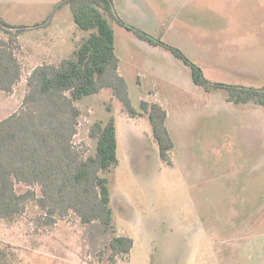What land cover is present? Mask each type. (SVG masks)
<instances>
[{
  "label": "rangeland",
  "instance_id": "1",
  "mask_svg": "<svg viewBox=\"0 0 264 264\" xmlns=\"http://www.w3.org/2000/svg\"><path fill=\"white\" fill-rule=\"evenodd\" d=\"M61 0H0V18L32 27ZM121 20L179 50L206 80L264 86V0H113ZM119 73L131 105L159 103L174 142L172 166L159 159L147 117H130L109 91L75 102L76 143L89 153L94 121L114 119L118 165L104 177L117 235L130 237L129 257L116 264H264V106L236 105L205 92L191 70L161 47L113 24ZM88 33L67 5L44 28L19 36L23 73L11 94L0 93V119L19 112L26 78L42 63L67 58ZM0 32V37H5ZM37 210L0 224L4 264H110L111 234L75 216L35 227Z\"/></svg>",
  "mask_w": 264,
  "mask_h": 264
},
{
  "label": "trees",
  "instance_id": "2",
  "mask_svg": "<svg viewBox=\"0 0 264 264\" xmlns=\"http://www.w3.org/2000/svg\"><path fill=\"white\" fill-rule=\"evenodd\" d=\"M65 5L76 26L88 34L67 58L35 66L26 78L20 111L0 119V224L16 222L30 206L37 210L35 227H51L72 215L82 225L99 222L103 232L112 235L107 261L116 264L129 257L133 240L117 235L103 176L118 165L115 122L110 117L89 124L88 137L95 142L94 152L89 153L86 144L75 142L82 115L75 102L109 91L130 117H147L159 159L168 166L173 164L174 142L166 127L167 113L159 103L141 101L139 110L132 107L127 83L119 73L113 24L169 51L190 68L196 86L208 93L224 91L228 103L264 106V86L258 89L206 80L200 68L179 50L125 24L113 0H61L46 21L32 27L12 26L0 18V32L6 35L0 37V93L11 94L22 78L18 36L28 29L47 27ZM0 258L5 260L4 253Z\"/></svg>",
  "mask_w": 264,
  "mask_h": 264
}]
</instances>
